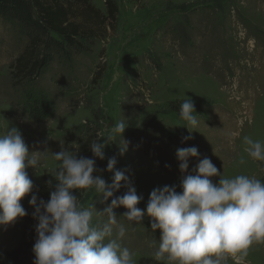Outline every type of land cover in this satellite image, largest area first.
<instances>
[{
  "label": "rangeland",
  "instance_id": "rangeland-1",
  "mask_svg": "<svg viewBox=\"0 0 264 264\" xmlns=\"http://www.w3.org/2000/svg\"><path fill=\"white\" fill-rule=\"evenodd\" d=\"M90 1L106 13L105 0ZM117 1L115 30L90 40L85 51L52 49L49 68L22 81L14 76V64L30 35L15 21L0 19V132L17 127L29 153L48 150L37 169L26 168L33 194L41 199L43 176L57 166L52 153L61 146L77 152L88 137L108 140L121 120L127 126L123 140L113 137L117 141H109L105 159L96 160L110 184L107 162L116 159L115 170L124 171L143 196L137 205L142 210L155 188L177 185L182 191V176L192 174L205 157L225 178L246 174L264 180V163L252 160L243 143L245 136L264 143V0ZM187 97L199 126L192 139L183 141L189 131L180 105ZM190 146L197 147L199 159L190 158L182 174L176 152ZM212 179L218 183L219 176ZM123 184L115 196L127 190ZM30 198L21 200L26 212L34 211ZM101 200L89 191L80 203L103 211L111 199ZM114 211L127 229L120 243L135 254L136 264L142 258L156 260L161 231H152L147 215L135 225L123 217L126 208ZM106 219L94 212L93 223ZM24 227L25 217L0 227V264H13L9 253L19 245ZM246 259L264 264V244L254 245Z\"/></svg>",
  "mask_w": 264,
  "mask_h": 264
},
{
  "label": "clouds",
  "instance_id": "clouds-1",
  "mask_svg": "<svg viewBox=\"0 0 264 264\" xmlns=\"http://www.w3.org/2000/svg\"><path fill=\"white\" fill-rule=\"evenodd\" d=\"M198 117L194 102L187 97L180 105V119L189 131L183 141L192 139ZM126 127L124 121H118L108 140L94 141L90 147L93 157L104 160L109 141H117L115 136L123 140ZM243 143L252 160L264 163V143L248 136ZM47 151L29 153L17 127L0 132V227L27 215L21 200L30 195L33 218L38 221L33 264H136L135 254L120 243L127 229L118 221L114 211L118 207L127 209L123 217L131 224H142L147 215L152 231H161L153 253L161 264H247L249 250L264 244V180L246 174L225 178L209 158L199 159L195 146L176 152L182 174L187 172L190 158L199 159L193 173L182 176V191L177 192V185L153 189L146 210L137 207L143 196L137 194L124 171L115 170V158L107 162L106 170L113 173L109 184L101 175H93L98 172L96 159L78 158L77 152L64 146L52 153L58 163L51 174L56 183L50 199L38 200L26 168L37 169ZM124 151L123 142L121 154ZM217 176L219 181L214 183L212 178ZM122 181L127 190L115 196ZM74 190L94 191L102 197L101 203L111 202L103 211H97L94 204L84 207ZM94 212L106 216V221L93 223Z\"/></svg>",
  "mask_w": 264,
  "mask_h": 264
},
{
  "label": "trees",
  "instance_id": "trees-1",
  "mask_svg": "<svg viewBox=\"0 0 264 264\" xmlns=\"http://www.w3.org/2000/svg\"><path fill=\"white\" fill-rule=\"evenodd\" d=\"M105 5L106 13H103L90 0H0V19L15 21L30 35L28 44L14 64L16 79L18 81L32 79L47 70L53 58L52 49L62 53L71 50L85 51L90 40L103 38L108 28L115 30L120 11L118 1L105 0ZM51 33L62 37L63 41L55 39L50 35ZM104 71L105 67L98 71V78ZM173 108L176 110L175 107ZM34 110H37V107ZM94 141L93 137H88L80 143L77 150L78 158L96 159L90 150ZM96 168L98 172L93 175L99 174L102 177L103 166L97 160ZM43 179L41 199L47 202L56 182L49 173H45ZM49 181H52L51 185ZM84 193L83 190L79 192L74 190L80 201ZM33 212L27 211L20 243L9 253L13 264L34 262L33 246L37 238L35 227L38 221L33 218ZM148 220L151 223L150 217ZM139 264H161V262L142 258Z\"/></svg>",
  "mask_w": 264,
  "mask_h": 264
}]
</instances>
